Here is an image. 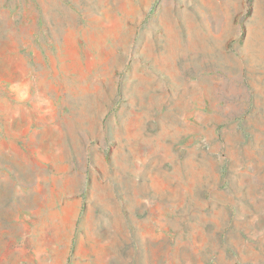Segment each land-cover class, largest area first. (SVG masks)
<instances>
[{"label": "rangeland", "instance_id": "obj_1", "mask_svg": "<svg viewBox=\"0 0 264 264\" xmlns=\"http://www.w3.org/2000/svg\"><path fill=\"white\" fill-rule=\"evenodd\" d=\"M0 264H264V0H0Z\"/></svg>", "mask_w": 264, "mask_h": 264}, {"label": "crops", "instance_id": "obj_2", "mask_svg": "<svg viewBox=\"0 0 264 264\" xmlns=\"http://www.w3.org/2000/svg\"><path fill=\"white\" fill-rule=\"evenodd\" d=\"M132 185H133V186L135 185V184H134V182H133V184H132Z\"/></svg>", "mask_w": 264, "mask_h": 264}]
</instances>
